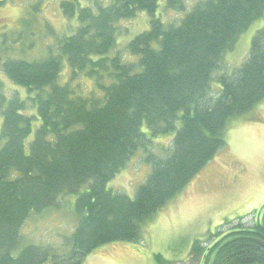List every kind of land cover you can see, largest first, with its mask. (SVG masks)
<instances>
[{
  "label": "trees",
  "instance_id": "obj_1",
  "mask_svg": "<svg viewBox=\"0 0 264 264\" xmlns=\"http://www.w3.org/2000/svg\"><path fill=\"white\" fill-rule=\"evenodd\" d=\"M43 2L22 19L25 30L0 33V73L13 85L0 77V264H83L102 246L140 243L144 226L226 146L233 122L264 101V28L244 64L227 71V55L264 18V0H201L191 9L166 0L182 14L167 23L160 0H61L63 17L77 23L64 36L42 17ZM142 12L149 30L120 48L119 25ZM38 33L52 44L31 58ZM160 138L172 140L164 156L153 152ZM139 152L150 172L132 198L109 183ZM67 209L76 225L60 244L24 239L30 219ZM226 225L211 246L196 241L191 256L264 264V206L253 224Z\"/></svg>",
  "mask_w": 264,
  "mask_h": 264
},
{
  "label": "rangeland",
  "instance_id": "obj_2",
  "mask_svg": "<svg viewBox=\"0 0 264 264\" xmlns=\"http://www.w3.org/2000/svg\"><path fill=\"white\" fill-rule=\"evenodd\" d=\"M40 1L4 0L0 7V33L15 36L24 29H21L24 27L22 19L28 18L30 8ZM60 1L44 0L41 5L42 17L58 36L70 35L77 23L68 22L63 17L59 8ZM185 1L191 9V6L201 0ZM165 8L166 0H160L157 15L164 22L177 21L182 17V14ZM119 26L122 29L117 41L119 47L124 48L135 36L149 30L150 17L142 12L134 20L123 22ZM262 28L264 18L256 21L240 37L234 52L227 55L229 74L247 60L252 38ZM35 36L31 37L32 40L35 38V47L28 54L31 58L43 56L46 44H52L49 38L41 40L39 33ZM31 38H28L26 45L25 42L16 45L15 49L19 50L16 51V57H22L20 49L27 47ZM0 77L7 87L13 88L4 73L1 72ZM86 82V89L91 88L92 83ZM2 125L3 118L0 116V131ZM32 139L33 136L29 142ZM171 141L167 138L158 139L153 152L162 156L168 154ZM149 172V166L144 163V153L139 152L127 169L109 183V187L133 198ZM263 206L264 101L247 116L233 122L226 134V146L181 195L144 226L140 243L123 242L102 246L89 255L83 264H159L156 260L158 255L162 256L163 264H199L191 256L196 241L202 242L203 246H211L219 232H225L231 227L227 223L236 225L242 219L245 224H253L257 212L260 213ZM75 225L76 219L67 209L33 217L24 225L22 232L26 241L52 243L60 241L61 236H70ZM61 242L62 240L55 244Z\"/></svg>",
  "mask_w": 264,
  "mask_h": 264
}]
</instances>
